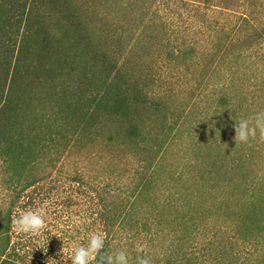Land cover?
I'll return each instance as SVG.
<instances>
[{
	"label": "trees",
	"instance_id": "trees-1",
	"mask_svg": "<svg viewBox=\"0 0 264 264\" xmlns=\"http://www.w3.org/2000/svg\"><path fill=\"white\" fill-rule=\"evenodd\" d=\"M104 1L0 0V202L6 207L0 208V264H24L11 229L25 192L58 180L75 184L84 200L86 188L94 193V232L105 240V255L115 254L120 234L134 240L145 226L154 235L193 239L211 225L209 262L264 264V171L256 177L246 159V152L264 156V137L257 130L253 144L234 139L235 121L264 112V64L256 54H244L256 52L250 37L264 39V25L253 24L251 35L242 34V25L252 20L244 2L197 0L211 14H240L220 27L240 47L227 57L228 71L208 82L214 92L211 116L200 123L202 133H189L188 143L183 130L169 135L166 110L155 93L167 78L158 75L154 62L142 65L138 47L127 38L134 32L158 35L167 66L183 63L196 56L197 47L180 31L182 13L146 7L131 22L135 14L128 1L108 0L106 11L90 7ZM238 74H246L250 98L238 92ZM97 145L136 155L132 173L117 172L112 158H119L111 154L108 160ZM176 150V162H168ZM95 160L96 170L89 168ZM106 161L110 167L103 168ZM69 165L72 171L63 169ZM62 169L63 177L50 180ZM219 235H226L224 244ZM180 248L168 263L186 257ZM131 254L129 264H136L138 253Z\"/></svg>",
	"mask_w": 264,
	"mask_h": 264
},
{
	"label": "rangeland",
	"instance_id": "rangeland-1",
	"mask_svg": "<svg viewBox=\"0 0 264 264\" xmlns=\"http://www.w3.org/2000/svg\"><path fill=\"white\" fill-rule=\"evenodd\" d=\"M111 1L119 3V0ZM125 1H128L132 9H134L135 18L133 16L131 22H137L138 17L143 12H140V10L146 7L150 10H158L160 13L161 11L167 12L169 10L182 13L185 23L180 28V31L184 29L186 31L185 41L197 47L196 56L184 59L183 63L167 66L165 60L163 61L164 53H160L161 39L156 34V36L149 38L147 32L143 35L139 32H134V34L127 35V38L136 45V48L138 47L137 51L141 54L142 65H150L154 62L158 75L163 74L167 78V82L155 87V93L159 97L161 96L160 100L166 110L167 126L172 129L169 131V135L179 129L183 130L181 137L190 143L189 133H202L203 129L200 123L204 118L211 116L210 101L214 97V92H212L208 82L217 81L228 71L227 63L229 61L227 57H230V52H235L240 47L237 46L239 44L237 43L238 41H235V37L228 33V30L226 33L220 27L224 24L230 26L229 23L238 21L240 14L235 9H233L235 13L226 11V13L213 12L211 14L210 10L206 9V2H197V0L196 2L187 3V5L182 4L180 1H176V3L169 2L168 4L162 0ZM107 2L108 0L100 4L97 2L96 4L92 3L90 7L94 8L96 6L98 9L106 11ZM234 2L237 6L244 2L245 5L242 8L248 10L252 18L249 23L242 25V34L253 32L250 28L253 24L264 25V0H234ZM121 4L125 5V2L122 1ZM238 12H243L241 7ZM228 17L230 21L226 20ZM144 20L149 21L148 15L144 17ZM156 26L161 27L160 24H156ZM152 28H156L155 24L152 25ZM254 36L253 34L250 40L255 41L256 52H245L244 54H256L255 60L264 64V39H260L257 36L256 39ZM143 70L145 71V68ZM245 77L246 74L239 79V74L236 75L237 90L242 95L250 98L251 87ZM254 139H256V136ZM249 143L253 144L252 138H250ZM96 151L100 154L103 152L107 153L108 160L112 158L111 154L116 155L119 159H112L117 166V172H123V169H125L131 174L137 165L136 155L132 158L130 153L125 152V156L123 151L117 152L113 149H106L101 145L96 146ZM246 154H248L246 159L251 162V169L256 173V177H262L263 172L261 170L264 171L263 153L258 156L254 152H246ZM176 155L177 150L173 154H169L167 157L168 162H176ZM201 156L203 157L204 155L202 154ZM95 161L96 163L93 161L89 164V168L93 166L94 170H96L94 166H99V161ZM104 163L103 168L110 167L107 161ZM63 169H67L70 172L72 171V166L69 165ZM63 169L60 175L56 176L54 174L50 180H58L63 177ZM262 178L264 180V177ZM75 190V184L58 180L56 182L47 181L37 188L25 192V197L21 200L15 210L16 213L13 215L11 229V242L17 250V254L22 257L24 264H71L69 257L75 248L81 245L87 246L90 236L96 234L94 232L95 223H93L94 216H92L91 208L94 193H91L86 188L84 193L87 198L84 200L79 195L80 191L77 194ZM81 192L83 193L82 189ZM1 203L0 208H6ZM85 203H88V205H85ZM25 211H40L45 216L46 228L42 230L39 236H30L16 230L15 221ZM137 213L139 214V212ZM147 228L145 226L144 231L138 232L134 240H131L129 236L126 237L124 234H120L118 238L121 245L118 247L113 246V252L125 251L131 257V252L136 251L138 255L149 258L151 264H171L167 261L172 259L171 256L176 249L183 246L186 257L181 258L182 260L177 264H220L216 261L209 262L208 255L211 252V248L207 245V242L213 232L211 225L208 226L209 231L207 230L206 233L202 232L201 236L193 235V239L189 237L176 238L174 234L160 233V235H154V232H147ZM220 232L226 231L222 229ZM225 239L226 235L218 236V241L222 244H224ZM214 240L217 243L215 237ZM215 247H219V245L216 244ZM213 252L217 253L218 250Z\"/></svg>",
	"mask_w": 264,
	"mask_h": 264
},
{
	"label": "clouds",
	"instance_id": "clouds-1",
	"mask_svg": "<svg viewBox=\"0 0 264 264\" xmlns=\"http://www.w3.org/2000/svg\"><path fill=\"white\" fill-rule=\"evenodd\" d=\"M254 121V125H253ZM235 142L247 143L256 136L259 130L264 137V112L255 114L249 119L235 121ZM16 230L30 236H39L46 228L45 216L40 211H25L15 221ZM105 240L101 235L90 236L87 246H78L70 255L71 264H129V256L125 251H117L112 255H105L103 249ZM136 264H151L149 258L138 255Z\"/></svg>",
	"mask_w": 264,
	"mask_h": 264
}]
</instances>
